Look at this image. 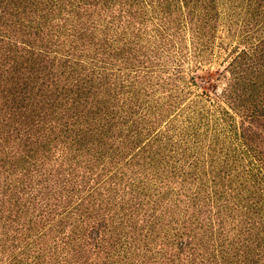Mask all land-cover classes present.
I'll list each match as a JSON object with an SVG mask.
<instances>
[{
	"label": "trees",
	"instance_id": "obj_1",
	"mask_svg": "<svg viewBox=\"0 0 264 264\" xmlns=\"http://www.w3.org/2000/svg\"><path fill=\"white\" fill-rule=\"evenodd\" d=\"M139 1L0 0V264H264V148L249 133V196L179 207L130 191L106 124L82 110L81 80L109 57L99 21L128 30Z\"/></svg>",
	"mask_w": 264,
	"mask_h": 264
},
{
	"label": "rangeland",
	"instance_id": "obj_2",
	"mask_svg": "<svg viewBox=\"0 0 264 264\" xmlns=\"http://www.w3.org/2000/svg\"><path fill=\"white\" fill-rule=\"evenodd\" d=\"M134 13L125 31L99 21L109 57L99 49L77 96L121 150L130 191L179 207L249 196L243 133L264 148V0H140Z\"/></svg>",
	"mask_w": 264,
	"mask_h": 264
}]
</instances>
